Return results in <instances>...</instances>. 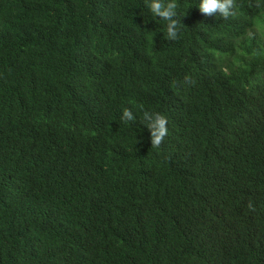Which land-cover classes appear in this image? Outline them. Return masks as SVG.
<instances>
[{
  "label": "trees",
  "instance_id": "1",
  "mask_svg": "<svg viewBox=\"0 0 264 264\" xmlns=\"http://www.w3.org/2000/svg\"><path fill=\"white\" fill-rule=\"evenodd\" d=\"M161 2L0 0V264H264V0Z\"/></svg>",
  "mask_w": 264,
  "mask_h": 264
},
{
  "label": "clouds",
  "instance_id": "2",
  "mask_svg": "<svg viewBox=\"0 0 264 264\" xmlns=\"http://www.w3.org/2000/svg\"><path fill=\"white\" fill-rule=\"evenodd\" d=\"M236 7V0H201L199 4V10L201 13L205 15H212L213 13L219 11L224 18H228L230 15H235V12L232 10ZM175 8L176 4L174 2L168 3L165 6L161 0H152V3L150 4L152 13L168 22L167 35L171 39L176 38L175 30L178 27V22L173 19L176 15L174 11ZM190 82L194 83V81ZM121 120L128 123L130 121H135L136 117L130 109L124 108ZM142 122L146 124L151 131L152 147L158 148L168 134V120L166 116L158 112L150 114L148 111H144L142 115ZM248 207L253 208L251 202H249Z\"/></svg>",
  "mask_w": 264,
  "mask_h": 264
}]
</instances>
